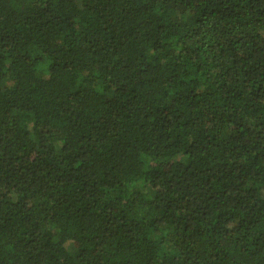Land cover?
Returning <instances> with one entry per match:
<instances>
[{"label": "trees", "instance_id": "1", "mask_svg": "<svg viewBox=\"0 0 264 264\" xmlns=\"http://www.w3.org/2000/svg\"><path fill=\"white\" fill-rule=\"evenodd\" d=\"M0 264H264V0H0Z\"/></svg>", "mask_w": 264, "mask_h": 264}]
</instances>
